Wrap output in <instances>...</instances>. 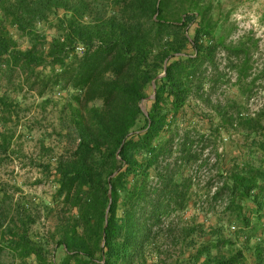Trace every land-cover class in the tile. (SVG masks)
Instances as JSON below:
<instances>
[{
    "label": "trees",
    "instance_id": "obj_1",
    "mask_svg": "<svg viewBox=\"0 0 264 264\" xmlns=\"http://www.w3.org/2000/svg\"><path fill=\"white\" fill-rule=\"evenodd\" d=\"M228 22L223 0H0L1 124L11 92L62 91L75 143L50 201L0 199V257L264 264V47Z\"/></svg>",
    "mask_w": 264,
    "mask_h": 264
},
{
    "label": "rangeland",
    "instance_id": "obj_2",
    "mask_svg": "<svg viewBox=\"0 0 264 264\" xmlns=\"http://www.w3.org/2000/svg\"><path fill=\"white\" fill-rule=\"evenodd\" d=\"M223 10L229 13L227 26L235 27L230 39L252 33L261 38L264 47V0H223ZM47 32L52 31L47 29ZM11 95L19 103V118L6 126L0 122V139L2 133L13 135L8 153L0 154V199L7 193L14 202L50 201L56 186L53 173L46 165L54 166L61 155L75 148L74 141L65 136L66 93L58 90L48 93L52 102L47 104L26 85L21 92H11ZM252 103L255 107L263 105L261 89L253 96ZM16 263L7 252L0 257V264Z\"/></svg>",
    "mask_w": 264,
    "mask_h": 264
},
{
    "label": "water",
    "instance_id": "obj_3",
    "mask_svg": "<svg viewBox=\"0 0 264 264\" xmlns=\"http://www.w3.org/2000/svg\"><path fill=\"white\" fill-rule=\"evenodd\" d=\"M167 62H168V59L166 60V63H165V69L167 68ZM165 74H166V71H165L162 75H160V76H163V75H165ZM153 88H154V94L151 95V96H150V97H149V98H148V99L142 104V109L144 110V112H145L146 114H148V111H147V105H146L147 101L150 100V99H154V98H155L156 89H157L156 80L153 81ZM116 173H117V172H115V173L111 176L110 180L112 179V177H114V176L116 175ZM109 195H110L111 203H112V190L109 191ZM111 203H110V205H109V207H108L107 214H108L109 211H110Z\"/></svg>",
    "mask_w": 264,
    "mask_h": 264
},
{
    "label": "built area",
    "instance_id": "obj_4",
    "mask_svg": "<svg viewBox=\"0 0 264 264\" xmlns=\"http://www.w3.org/2000/svg\"><path fill=\"white\" fill-rule=\"evenodd\" d=\"M83 50H84V48H83V47H79V48H78V51H79L80 53H82V52H83Z\"/></svg>",
    "mask_w": 264,
    "mask_h": 264
}]
</instances>
